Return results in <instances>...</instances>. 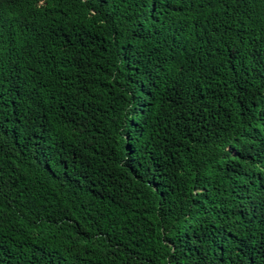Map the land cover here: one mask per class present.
<instances>
[{
  "label": "trees",
  "instance_id": "trees-1",
  "mask_svg": "<svg viewBox=\"0 0 264 264\" xmlns=\"http://www.w3.org/2000/svg\"><path fill=\"white\" fill-rule=\"evenodd\" d=\"M0 264H264V0H0Z\"/></svg>",
  "mask_w": 264,
  "mask_h": 264
}]
</instances>
